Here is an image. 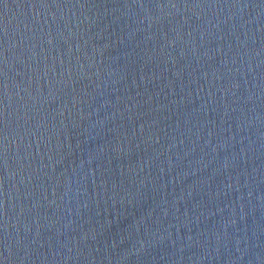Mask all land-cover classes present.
Returning a JSON list of instances; mask_svg holds the SVG:
<instances>
[{"label": "water", "instance_id": "1", "mask_svg": "<svg viewBox=\"0 0 264 264\" xmlns=\"http://www.w3.org/2000/svg\"><path fill=\"white\" fill-rule=\"evenodd\" d=\"M0 264H264V0H0Z\"/></svg>", "mask_w": 264, "mask_h": 264}]
</instances>
